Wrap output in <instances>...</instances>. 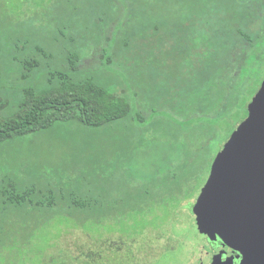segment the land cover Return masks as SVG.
<instances>
[{
	"label": "trees",
	"instance_id": "obj_1",
	"mask_svg": "<svg viewBox=\"0 0 264 264\" xmlns=\"http://www.w3.org/2000/svg\"><path fill=\"white\" fill-rule=\"evenodd\" d=\"M16 1L0 0V147H9L0 160V230L29 243L63 219L137 217L139 224L157 212L152 200L191 202L183 189L197 156L219 146L191 206L197 224L195 206L212 169L264 83V0H215L212 9L211 0ZM59 125L126 139L152 131L174 142L190 135L198 148L153 186H123L121 200L104 205L105 189L96 198L44 183L37 174L50 168L34 165L33 172L13 152L29 136L60 135ZM74 141L71 174L79 162L89 172L109 159Z\"/></svg>",
	"mask_w": 264,
	"mask_h": 264
},
{
	"label": "rangeland",
	"instance_id": "obj_2",
	"mask_svg": "<svg viewBox=\"0 0 264 264\" xmlns=\"http://www.w3.org/2000/svg\"><path fill=\"white\" fill-rule=\"evenodd\" d=\"M214 4L215 0H211L206 8L212 9ZM59 126L60 135L53 130L29 136L11 146L13 152L22 159V162L19 161L24 168H33V172L34 165L38 169L50 168L45 170L47 176L44 172L37 174L38 179L44 177V183H65L73 189L79 187L86 195L92 191L96 198L105 189L100 199L104 205L120 201L123 186H153V179L162 180L161 177L168 175L170 169L181 162L190 150L198 148L195 143L192 144L190 135L174 142L152 131L144 138L126 139L120 133L115 137H106L97 136L96 130H90L85 135L86 132L78 125ZM60 136H64V141ZM73 139L88 145L89 154H94L93 157L104 151L109 154V159L94 164L93 171L89 172L83 169L86 162H79V166L75 167L76 174H71L67 170L77 160L73 148L79 146ZM121 147H124L127 159L123 157ZM8 148L0 147V160L8 154ZM34 150L38 153L35 157L32 156ZM218 150L219 146L212 152L207 150L197 156L196 168L183 189L184 195L188 193L193 198L191 202L181 204L179 199L169 204L168 201L152 200L149 205L157 208V212L139 224H136L137 217L122 219L113 216L100 220L87 219L82 223L74 218L63 219L55 223L58 225L54 228L42 227V231L29 243L0 230V264H213L212 257L219 251L215 250L207 236L200 233L191 206L208 177L212 156ZM116 155L118 158L112 159ZM51 169L56 174L52 175ZM82 170L88 175H82ZM20 175L23 177L21 172ZM29 178L32 182L36 181L35 174ZM166 207L176 210L170 214ZM140 231L144 233L140 234Z\"/></svg>",
	"mask_w": 264,
	"mask_h": 264
},
{
	"label": "water",
	"instance_id": "obj_3",
	"mask_svg": "<svg viewBox=\"0 0 264 264\" xmlns=\"http://www.w3.org/2000/svg\"><path fill=\"white\" fill-rule=\"evenodd\" d=\"M249 110L195 206L200 233L222 244L213 264H264V83Z\"/></svg>",
	"mask_w": 264,
	"mask_h": 264
},
{
	"label": "flooded vegetation",
	"instance_id": "obj_4",
	"mask_svg": "<svg viewBox=\"0 0 264 264\" xmlns=\"http://www.w3.org/2000/svg\"><path fill=\"white\" fill-rule=\"evenodd\" d=\"M219 246H215L214 248H215V250H218L219 249V247L222 245L221 243H219V242H216ZM237 263V262H236Z\"/></svg>",
	"mask_w": 264,
	"mask_h": 264
}]
</instances>
